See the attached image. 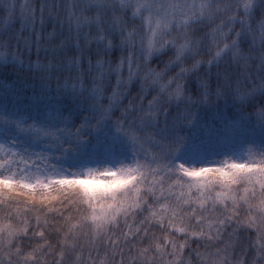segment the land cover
<instances>
[{
  "label": "snow or ice",
  "instance_id": "1",
  "mask_svg": "<svg viewBox=\"0 0 264 264\" xmlns=\"http://www.w3.org/2000/svg\"><path fill=\"white\" fill-rule=\"evenodd\" d=\"M0 6L5 9L3 26L17 19L25 21L35 41H39V26L46 20L56 18L66 25L63 52L78 51L77 75L58 81L57 89L72 95L87 89L97 99L103 97L105 81L115 83L113 101L122 88L141 76L162 89L171 86V82H165L164 72L142 71L137 50L144 63L158 53L173 54L166 67L173 71L179 68L176 94L180 95L179 80L189 71H198L201 63L207 66L209 75L226 55L244 59L246 66L240 41L251 37L264 43V27L253 30L250 23L254 0H234L227 6L231 23L242 26L240 32L224 25L209 30L222 14L220 0H40L38 4L33 0H0ZM2 57H9L7 42L0 51ZM10 59L21 67L25 63L24 57L15 54ZM187 59L194 61L191 69L184 67ZM59 71V66L51 63L38 62L33 67L29 62V72L41 75L46 83L58 78ZM89 75L93 80L90 88L86 83ZM201 84L206 99L207 82ZM258 90H264V82L251 92L239 94L245 98ZM111 109V104L102 106L104 118L110 116ZM154 116L152 107L145 108L138 126L147 125ZM25 119L0 112V133L10 136L15 130L38 133V139L56 138L58 130L34 122L26 124ZM256 120L264 125V109L256 112ZM138 126L118 128L139 146L137 151L146 147ZM47 155L48 160L44 154L27 159L18 150L0 144V264H81L85 242L92 249L88 253L92 264H108L109 257L95 247L94 238L111 225H118L121 216L127 220L132 213L135 215L126 225L127 231L121 230L119 239L108 241L115 245L121 264H153L157 257L164 261L165 256L168 264H183L188 244L204 235L201 226L206 222L205 213L221 205L234 222L243 208V222L250 227L253 244L264 248V231L255 223L256 213H264V151L252 143L243 161L232 160L216 167L180 165L174 179L162 164H157L147 169L148 182L135 188L134 196H129L128 187L143 175L140 164L119 172L105 170L98 174L89 169L86 176H69L50 172L46 165L52 154ZM99 175L114 179L103 181ZM145 190L149 196L142 201ZM211 218L209 212L208 223ZM209 259L203 256V264Z\"/></svg>",
  "mask_w": 264,
  "mask_h": 264
},
{
  "label": "clouds",
  "instance_id": "2",
  "mask_svg": "<svg viewBox=\"0 0 264 264\" xmlns=\"http://www.w3.org/2000/svg\"><path fill=\"white\" fill-rule=\"evenodd\" d=\"M33 2L38 4L40 0ZM230 3H234V0H220L222 14L209 25V30L224 25L235 32L242 31L239 23H231V14L227 7ZM4 11L0 6V51L7 42L9 57L0 58V74L9 80V91L15 88L18 77L28 81L25 102L35 107L15 114L9 113L5 106V96L0 95V112L24 117L26 124L34 122L37 126L58 131L56 138L47 136L38 139L35 138L39 136L38 133L13 130L10 136L0 133V144L18 150L27 159L44 154V159L48 160L47 154L51 153L50 163L46 165L50 172L86 176L89 169L100 174L105 170L119 172L129 167L136 168L137 164H140V172L143 175L138 176L135 183L128 187L129 196H134L135 188L148 182L147 169L157 164H162L174 179L179 175L180 165L189 168L216 167L232 160L243 161L247 159L246 150L249 143L254 144L257 150L264 151V125L256 120V112L264 109V90H258L245 98H241L239 94L251 92L264 82V43L259 40L253 41L249 37L240 41L239 49L241 56L247 58L246 66L244 59L237 60L231 55H226L210 75L203 63L198 71H189L179 80L180 95L176 94V76L179 68L173 71L166 67L173 54L167 51L158 53L144 63L137 50L136 58L142 66V71L146 73L151 69L164 72V80L166 83L171 82V86L162 89L141 76L131 86L122 88L119 97L113 101L116 86L114 82L109 81H105L103 85L101 99H97L87 89L78 95L58 91V81L62 83L64 79L77 75L75 57L79 55L78 51L67 54L63 52L62 41L66 39V25L56 18L46 20L39 26V41H35L25 21L17 19L15 23L3 26ZM250 23L253 30L264 27V0H254ZM21 27L23 31L19 32ZM50 34L54 35L50 38ZM12 54L24 57L23 67L11 61ZM29 62L33 67L38 62L59 66L58 78L54 77L46 83L41 75L29 72ZM193 62L192 59L185 60L184 67L191 69ZM201 81L207 82L206 99ZM86 83L90 88L93 83L91 75ZM109 104L112 105L111 114L104 118L102 106ZM147 107L153 108L155 116L147 125L138 126ZM221 114L224 118L218 119ZM128 126H138V134L146 145L144 149L137 151L139 146H134L128 137L118 130ZM218 129H225L229 134L241 138L242 158L237 159L229 155L207 165L182 162L184 154L196 142L197 133L203 139ZM98 178L103 181L114 179L108 175H99ZM180 179L186 178L180 176ZM148 196L149 193L145 190L141 200H146ZM209 212L212 216L211 223L207 222ZM133 215L135 213L130 214L127 220L121 216L118 225H111L103 235L94 238L95 247L102 249L109 257L108 264H121L119 255L114 250L115 245H109L108 241L119 239L121 230L127 231L126 225L132 222ZM228 215L222 205L214 212L209 208L205 213L206 222L201 226L204 235L188 244L183 264H203V256L210 257L208 264H264V248H257L253 244L248 234L250 227L243 222L244 209L242 208L236 217L237 222L227 218ZM255 223L260 231H264V213H256ZM91 251L85 242L81 264H92L88 258ZM128 264H131V261ZM153 264H168V257L165 256L164 261L157 257ZM171 264L175 262L172 261Z\"/></svg>",
  "mask_w": 264,
  "mask_h": 264
},
{
  "label": "trees",
  "instance_id": "3",
  "mask_svg": "<svg viewBox=\"0 0 264 264\" xmlns=\"http://www.w3.org/2000/svg\"><path fill=\"white\" fill-rule=\"evenodd\" d=\"M28 83V81L18 77L15 82V88L9 91L11 88L9 80L0 74V95L5 96V106L9 113L13 112L15 114L29 107H35L25 102L27 95L26 86ZM217 118L223 119V114ZM194 145L197 146L196 153L203 154L206 158L215 157V155L216 157H220L222 151L226 152L231 147H239L241 145V138L229 134L225 129H218L203 139L197 133Z\"/></svg>",
  "mask_w": 264,
  "mask_h": 264
},
{
  "label": "rangeland",
  "instance_id": "4",
  "mask_svg": "<svg viewBox=\"0 0 264 264\" xmlns=\"http://www.w3.org/2000/svg\"><path fill=\"white\" fill-rule=\"evenodd\" d=\"M11 113L13 114V112ZM240 146L231 147L226 152L222 151L220 153L221 154L220 157H216L215 155V157L206 158L203 154L196 153L197 146L193 144L182 157V162L190 163L192 165H207L210 163H214L218 160L224 159L229 155L234 156L237 159H240L242 158L240 152Z\"/></svg>",
  "mask_w": 264,
  "mask_h": 264
}]
</instances>
